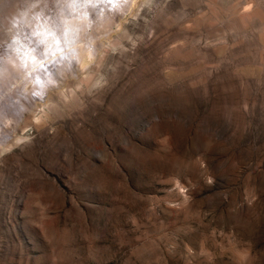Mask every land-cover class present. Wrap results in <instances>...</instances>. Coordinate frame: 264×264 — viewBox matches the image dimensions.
<instances>
[{
  "label": "rangeland",
  "instance_id": "374dc122",
  "mask_svg": "<svg viewBox=\"0 0 264 264\" xmlns=\"http://www.w3.org/2000/svg\"><path fill=\"white\" fill-rule=\"evenodd\" d=\"M108 2L1 100L0 264H264V0Z\"/></svg>",
  "mask_w": 264,
  "mask_h": 264
},
{
  "label": "bare ground",
  "instance_id": "6f19581e",
  "mask_svg": "<svg viewBox=\"0 0 264 264\" xmlns=\"http://www.w3.org/2000/svg\"><path fill=\"white\" fill-rule=\"evenodd\" d=\"M57 1H56L57 4L55 3L56 5L53 7L50 6V4L45 3L41 5L42 8L40 9H38L35 6V3L38 2L37 0L0 1V145L3 143V141L1 140L2 138L1 135L4 133L3 130H7V129H3L6 123L5 124L3 123L4 125L2 127V123H1L2 119L5 120L6 116L9 117V114H11V110H12L10 103L9 104L6 103L8 100L4 99L6 102L1 101L3 100L2 98H5L4 96L6 95V91L8 93V88H9L8 85H10L9 83H11V85L16 84V82H18L17 80H20L21 78L25 77L27 74L25 75L24 73L28 71L31 73L30 78L32 79H35L34 77H39V79H41L43 83H47L49 78L52 80L55 75L53 69L59 67L56 66V64H54L56 59L59 62H62L63 59L60 58V56H69V59L73 58L77 53L78 45H80L81 43L88 45L87 51L88 50L90 51L94 45H92L90 41L87 42L85 40L93 37L94 34L97 33H93L92 31H89V28H93L94 26H96L97 19L103 21L109 17L108 7L110 4L108 0H57ZM21 2L29 3V7L34 6L35 12L30 13V15H28L29 16L28 18L30 19L33 16L36 18L34 19L35 22L34 25L31 26L32 23L29 25L31 26V28L33 27V29L30 28L31 30L35 29L34 31L40 32V34L38 33L39 41L37 40V37L34 36L37 34V32L36 34L35 33L32 34V31L29 30L28 26H26L27 24L24 25L25 23L30 22V21L25 22L26 21L25 17H23L25 18L24 19L25 21H22L24 22V24L22 23L23 25L21 23H17L13 31H9L6 34L5 33L3 34L2 32L3 31L2 27L7 23L8 17H10L11 12ZM50 2L51 1L49 0V3ZM121 3L123 4L124 2ZM71 5H75L76 6L75 9H73ZM81 5L84 6L81 7ZM96 12H98V14ZM25 15L27 17V13ZM49 33L54 34L56 38L60 40L59 47L62 51L57 52L55 51V49H53V52H49L47 53V55H45V49L47 44L42 43L41 41L45 40V37L47 38L48 41H50L52 39V36L49 35ZM18 44L20 45V47L19 46L16 47ZM52 53L53 54L55 53L54 55L55 57H53ZM21 57H23L24 59H21ZM52 59L54 60V62L51 61ZM22 60H27V64H24L23 62L25 61L22 62ZM49 61H51V63ZM65 62L69 64L67 60ZM21 63L24 64L23 67L25 65H28L26 72L24 73H22L23 68H20L22 67ZM38 64L40 65L42 64L43 67L38 66ZM61 69L63 68H60V70ZM46 72L47 75H45ZM45 76H47V78H45L46 80L44 79ZM25 82H27V80H25ZM47 85L49 86V84ZM9 92L11 93V91ZM10 96L9 98H11V100L10 99L9 100L12 103V107L13 106L18 107L19 110L20 108L19 106H21V104L19 105L20 100L16 104L15 102L16 100L12 98L13 96L12 97ZM14 97H18V96L15 95ZM21 103H22V99H21ZM22 105L24 104L22 103ZM20 111L21 110H19V112ZM10 120L12 119H9V121Z\"/></svg>",
  "mask_w": 264,
  "mask_h": 264
},
{
  "label": "clouds",
  "instance_id": "9594fccd",
  "mask_svg": "<svg viewBox=\"0 0 264 264\" xmlns=\"http://www.w3.org/2000/svg\"><path fill=\"white\" fill-rule=\"evenodd\" d=\"M84 5H81V7H83ZM71 7H73V9H75V5H71ZM49 35L52 36V39L50 41L47 40V38L45 37V40H42V43H46V49H45V55H47V53L49 52H53V49H55V51L60 52L62 51L59 47L60 44V40L56 38V36L54 34L49 33ZM62 58H66V57H62ZM51 63V61H49ZM41 67H43V65L41 64ZM47 75V73L45 74ZM33 84L39 83V77H37L36 79H34L33 81H31ZM49 83H54L50 78L48 79ZM33 96L35 97H40L41 99L43 98V94L40 91H34L32 93Z\"/></svg>",
  "mask_w": 264,
  "mask_h": 264
}]
</instances>
